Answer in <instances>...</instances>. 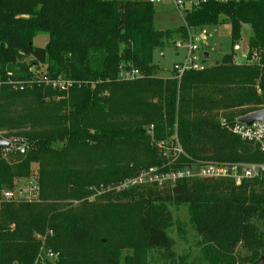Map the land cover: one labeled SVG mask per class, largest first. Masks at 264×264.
Masks as SVG:
<instances>
[{
  "label": "trees",
  "instance_id": "obj_1",
  "mask_svg": "<svg viewBox=\"0 0 264 264\" xmlns=\"http://www.w3.org/2000/svg\"><path fill=\"white\" fill-rule=\"evenodd\" d=\"M153 13L149 0H0V140L10 142L0 155V190L30 178L33 164L39 189V203L0 207V264H33V235L46 231L55 264L63 263L61 239L75 250L73 264H89L88 257L104 253L108 234L95 220L102 214L94 206L126 196L141 203L144 244L129 245L138 264H146L148 251L171 246L153 212L154 203L163 201L186 206L188 225L201 241L203 262L196 264H252L264 256V233L257 228L264 225V173L240 186L181 180L170 188L108 192L88 202L104 187L161 164L156 143L173 136L186 155L180 166L264 165L255 144L215 121L219 111L235 112L238 119L264 109V1L208 0L184 11L183 27L166 31L153 28ZM222 22L229 25L232 52L221 64L185 72L179 80L173 73L155 77V49L172 43L173 35L185 36L186 28ZM245 24L251 35L244 55L256 59L236 64L233 47ZM39 35L47 37L43 48L32 44ZM126 65L139 76L120 79ZM33 69L52 80L69 79L72 87L62 92L31 82ZM90 154L98 155L93 170L86 167ZM115 253L106 252L105 264H118Z\"/></svg>",
  "mask_w": 264,
  "mask_h": 264
},
{
  "label": "rangeland",
  "instance_id": "obj_2",
  "mask_svg": "<svg viewBox=\"0 0 264 264\" xmlns=\"http://www.w3.org/2000/svg\"><path fill=\"white\" fill-rule=\"evenodd\" d=\"M153 10V28L155 30L166 31L183 27L184 10H178L174 6L172 0H159V2L153 3ZM199 29H203L204 33L207 34V40L201 46L198 55L202 56L205 53L208 54L207 59H205L201 64L202 67L208 68L210 66L221 64L223 57L232 52L228 23L222 22L217 25ZM250 35L251 29L249 25H243L241 29V38L237 45L233 47V61L236 64L246 62L244 59V53L246 50V42ZM178 36L179 35H173L171 38L172 41L178 39ZM46 43L47 37L45 35L36 36L32 40V44L39 48L45 47ZM183 56V51L177 52L173 48L171 40L168 41V44L164 47L155 49L152 55V63L156 65L154 74L155 77H171L173 65L180 62ZM233 113L235 112L219 111L215 114V121H217L220 126L229 130V128L233 126L231 125L233 122L230 123L232 118L235 116ZM233 120L237 122L236 116ZM11 139L15 140L17 139V136H13ZM97 157V154L94 155V158L91 154L86 156V158L89 159V163L86 165L88 168L87 170H93V168H95L94 162ZM35 174H37V166L33 164L30 168V176L34 179V181H36L37 178ZM25 179L27 178L14 180L12 186L15 187ZM254 190L259 192L258 188H254ZM104 193L108 192H103V190L97 191L93 195V200H91V197H93L91 195V197L88 198V202L97 200V198ZM144 199H146L145 196ZM33 203H39V192L37 200ZM77 203L78 201H74L73 205H76ZM140 204L141 203L137 198L132 201L128 199L127 196L117 197L113 199L110 204H108V200L105 201V199L100 202L98 201V204L94 206V210H100L102 217L97 215L95 220L100 222L103 229L107 230L108 234L103 238V240H106V249L104 253L99 251L88 257V260H91L89 264H105L106 252H116L117 249L118 253H115V255L112 256H115L118 264H138L133 256L134 248L129 247V245L133 244L134 247L138 248V246L141 247L144 244V233H142L138 228V220L140 216L139 207H141ZM154 206L158 207L156 210H153V212L159 223L165 227V232L170 238L171 246L165 250L153 249L148 251L145 256L146 264L202 263L201 241L188 225L186 206L168 204L164 201L160 203L155 202ZM257 228L261 233H264V225L258 224ZM48 236L51 235L50 232L47 231L43 234L35 233L33 235V240L38 247L35 251L33 264H55L57 262V257L45 258V251L50 250L52 252L47 241L49 238ZM60 241L63 242V245L61 246V256L63 258L62 264H73L75 250L71 247L67 249V244L65 243L66 241L63 239ZM243 256L244 252L239 250L237 252V258H241Z\"/></svg>",
  "mask_w": 264,
  "mask_h": 264
},
{
  "label": "built area",
  "instance_id": "obj_3",
  "mask_svg": "<svg viewBox=\"0 0 264 264\" xmlns=\"http://www.w3.org/2000/svg\"><path fill=\"white\" fill-rule=\"evenodd\" d=\"M208 0H172L174 6L181 10H188L191 7L204 4ZM217 2H227L231 0H215ZM264 1V0H251ZM150 3H157L159 0H149ZM184 13V12H183ZM185 36H178V39L172 41L173 48L178 51H183V58L180 62L175 63L172 68L174 77L179 80L183 73L188 71H203L206 68L202 67V62L205 60L204 55L198 56L201 46L207 40V34L203 29L186 28ZM244 59L248 63L255 61V56L250 59ZM125 70L120 67V79L131 80L137 78L139 73L137 70L126 65ZM33 79L31 82L42 83L50 86L58 91L66 92L72 87V81L69 79L57 78L49 79L45 74L32 70ZM1 85V83H0ZM152 128L149 127L148 132ZM229 131L238 136L241 140L252 142L260 152L264 153V122H254L250 126L235 122ZM158 153L163 162L159 165L149 167L140 171L137 175L126 178L113 186H106L103 192L120 193L129 191L135 188H155L158 190L173 187L181 180L194 179H212V180H229L235 186H240L244 181L255 179L264 173V165L260 164H243V163H228L216 161H193L189 165H177L181 158H186V155L179 146L175 136L168 142L156 143ZM19 153L24 152V147H18ZM35 177V176H34ZM39 189L37 182L32 177L23 180L21 183L12 189L0 190V207L6 203H33L37 200ZM94 196L91 197L93 200ZM45 258H55L50 250L44 252Z\"/></svg>",
  "mask_w": 264,
  "mask_h": 264
},
{
  "label": "water",
  "instance_id": "obj_4",
  "mask_svg": "<svg viewBox=\"0 0 264 264\" xmlns=\"http://www.w3.org/2000/svg\"><path fill=\"white\" fill-rule=\"evenodd\" d=\"M204 58H207V54H204ZM264 122V109L260 111H256L250 114H247L243 117H240L237 119L238 123L245 124L247 126H250L254 122ZM10 147V142L6 140H0V155L2 152H4L6 149ZM252 264H264V256L260 257L257 261H255Z\"/></svg>",
  "mask_w": 264,
  "mask_h": 264
},
{
  "label": "crops",
  "instance_id": "obj_5",
  "mask_svg": "<svg viewBox=\"0 0 264 264\" xmlns=\"http://www.w3.org/2000/svg\"><path fill=\"white\" fill-rule=\"evenodd\" d=\"M207 54V53H206ZM161 56H162V54H161ZM207 57H208V54H207ZM207 59V58H206Z\"/></svg>",
  "mask_w": 264,
  "mask_h": 264
}]
</instances>
